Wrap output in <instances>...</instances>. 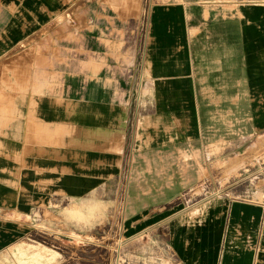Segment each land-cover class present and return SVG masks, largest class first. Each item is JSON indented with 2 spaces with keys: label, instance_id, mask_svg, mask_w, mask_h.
<instances>
[{
  "label": "crops",
  "instance_id": "crops-1",
  "mask_svg": "<svg viewBox=\"0 0 264 264\" xmlns=\"http://www.w3.org/2000/svg\"><path fill=\"white\" fill-rule=\"evenodd\" d=\"M263 148L264 0H0V253L115 227L171 264H264V168L180 200Z\"/></svg>",
  "mask_w": 264,
  "mask_h": 264
},
{
  "label": "rangeland",
  "instance_id": "rangeland-1",
  "mask_svg": "<svg viewBox=\"0 0 264 264\" xmlns=\"http://www.w3.org/2000/svg\"><path fill=\"white\" fill-rule=\"evenodd\" d=\"M130 3L122 4L125 7ZM108 5L109 8L115 7L116 3H108ZM139 10H142L141 3H139ZM58 22L64 23L69 33L68 37L70 35L73 38L74 33L77 34V21L72 15L68 14L65 18L58 19ZM23 58L29 62L31 51L25 50ZM8 75H10L9 71ZM23 80V91L25 92L30 84V67ZM13 85L14 83L7 84L8 93L13 91ZM262 150V152L250 153L251 155L246 157V162L244 160H234L230 163L216 162L215 176L210 179L206 197L230 191H245L251 187L255 182L253 179L255 170L264 168V148ZM194 193L192 195L194 198L188 202L189 205L204 198V192L196 189ZM119 198L121 201V195ZM13 220L12 215L9 221L13 222ZM114 229L115 227L113 231L105 230L103 242L96 245L82 242L72 243L60 236H50L41 232L33 233L28 240H23L20 244L1 252L0 264H171L163 247L160 249L157 244H153L145 237H140L138 241L129 244L117 243L112 236ZM37 252L43 257L36 256Z\"/></svg>",
  "mask_w": 264,
  "mask_h": 264
},
{
  "label": "built area",
  "instance_id": "built-area-1",
  "mask_svg": "<svg viewBox=\"0 0 264 264\" xmlns=\"http://www.w3.org/2000/svg\"><path fill=\"white\" fill-rule=\"evenodd\" d=\"M259 176H260L259 173L254 172V177H253V179L255 180V182H254V184L251 185V187L253 188V191H254V189H255V187H256V185H257V181H258ZM209 187H210V182H209V184H207V183H202V184H200L198 187H196V188H194V189H192V190H189L188 192H185L184 194H182V196L180 197V200H181V202H183L185 205H188V202H190V200H191L192 198H194L192 195L195 194L194 192H195L196 189H198V190H200V191H202V192L205 193V194H204V198H202V199H198L197 202L200 201V200L206 199V198H208V197H206V195H207V192H208V188H209ZM232 189H234V188H232ZM230 192H232V193H230ZM230 192H227V194L230 193V194L232 195L233 198H243V197H246V195H247V193H246L245 191H238V192L230 191ZM220 194H221V193H218V194H215V195H212V196H216V195H220ZM212 196H209V197H212ZM249 196H251V195H249ZM250 199H251V198H250Z\"/></svg>",
  "mask_w": 264,
  "mask_h": 264
}]
</instances>
